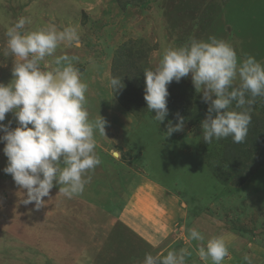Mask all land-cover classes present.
Segmentation results:
<instances>
[{"label":"rangeland","instance_id":"rangeland-1","mask_svg":"<svg viewBox=\"0 0 264 264\" xmlns=\"http://www.w3.org/2000/svg\"><path fill=\"white\" fill-rule=\"evenodd\" d=\"M21 18L25 33L50 25L77 30L78 41L62 43L41 67L52 70L56 58L76 57L88 85L89 118L100 115L107 123L105 136L95 135L101 163L88 173L84 192L69 198L54 186L39 207L25 204L26 189L3 171L0 141V264H88L84 250L95 242L87 241L98 236L103 247L89 251V264H143L146 253L181 249L191 253L186 264H212L200 258L202 242L189 238L192 229L205 241L224 239L229 255L222 264H264V162L256 163L264 140L252 148H234L231 137L204 142L200 125L208 104L191 75L168 85L162 123L143 98L144 70L158 65L166 47L192 38L215 36L238 59L250 55L264 64V0H0V83L12 79L17 58L9 54L6 33ZM112 77L124 87L113 92ZM177 107L184 128L165 136L168 123H177ZM252 116L264 121V97L254 98ZM0 123L18 126L13 113ZM144 198L158 218L146 220L156 228L151 238L135 226L129 231L121 218L126 210L143 211Z\"/></svg>","mask_w":264,"mask_h":264},{"label":"clouds","instance_id":"clouds-1","mask_svg":"<svg viewBox=\"0 0 264 264\" xmlns=\"http://www.w3.org/2000/svg\"><path fill=\"white\" fill-rule=\"evenodd\" d=\"M25 23L21 18L6 33L9 54L17 59L10 82L0 83V122L7 113H13L18 126L10 128L0 123V141L4 142L7 157L3 171L26 189L23 202H35L39 207L54 186L69 198L84 192L91 180L88 173L101 163L95 151V135L105 136L107 122L100 115L95 120L89 118L85 107L88 85L74 66L76 57L56 58L58 67L52 70L41 67V62L62 43L78 41L77 30H58L50 25L25 33L21 31ZM189 75L208 104L200 125L203 141L210 144L214 139L231 137L233 143H243L254 98L264 97V64L250 55L238 59L233 46L215 36L166 47L158 65L143 72V98L147 109L155 112L156 121L162 123L168 115V85ZM237 80L239 85L235 86ZM109 86L113 92L124 87L120 77H112ZM233 102L239 111L232 108ZM176 119L174 125L168 123L165 136L183 130L184 118L177 113ZM189 238L202 242L198 249L202 260L222 264L229 255L220 236L205 241L199 231L192 229ZM190 255L187 249L160 255L146 253L143 264H186Z\"/></svg>","mask_w":264,"mask_h":264},{"label":"crops","instance_id":"crops-1","mask_svg":"<svg viewBox=\"0 0 264 264\" xmlns=\"http://www.w3.org/2000/svg\"><path fill=\"white\" fill-rule=\"evenodd\" d=\"M128 199L130 200V198H128ZM170 203H172V202H170ZM141 204H142V208H144L143 211H141V212L139 211L138 212L136 209L135 210H131V211H127L126 210V212L124 211L123 213H121V218L126 224L124 226L127 227L129 229V231L132 229V227L135 226V229L138 230V233L140 235H143V236L151 238L152 236H150V235H152V234H150V231L152 230V228L153 229H156V228L150 226L149 223L146 222V220H154V222H155V220L157 221L158 218L156 217V215H154L153 212H151V211H153V208L151 206V205H153V202L151 203L148 199L144 198V199L141 200ZM169 209H170L169 211H175L176 210L175 207H171ZM175 212H176V214H178L177 210ZM100 216L101 215L96 214L95 219L96 220L97 219H101ZM91 241L95 242L94 245H93L94 248L91 245H88L87 246L88 248L86 250H84L85 251L84 252V254H85L84 259H85V261L88 260V264H89V260H90V258H88L89 251H98V250H101V248H99V246L103 247V245H102V237L98 236L97 238L96 237L95 238H91V239H88L87 242H91ZM87 242H86V244H87Z\"/></svg>","mask_w":264,"mask_h":264},{"label":"trees","instance_id":"trees-1","mask_svg":"<svg viewBox=\"0 0 264 264\" xmlns=\"http://www.w3.org/2000/svg\"><path fill=\"white\" fill-rule=\"evenodd\" d=\"M182 107H177L175 108V111H172V115L176 117V114L178 113L179 115L182 114L183 112ZM181 116V115H180ZM252 123H250L249 128H248V135L245 138V141L241 143L240 145L252 148V146L255 147L259 146L261 142L264 140V121L261 120L260 117L258 116H252ZM261 126V128H259ZM261 132V136L258 135ZM231 146H234L236 148L237 143H233L232 138H231ZM257 148V156H259V159L256 163H262L264 162V148L262 146L256 147ZM259 148V149H258ZM246 152V151H245ZM263 158V159H262Z\"/></svg>","mask_w":264,"mask_h":264}]
</instances>
